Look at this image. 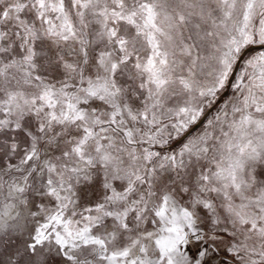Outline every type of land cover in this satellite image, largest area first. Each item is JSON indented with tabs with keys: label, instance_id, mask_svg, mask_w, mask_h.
Instances as JSON below:
<instances>
[{
	"label": "snow or ice",
	"instance_id": "obj_1",
	"mask_svg": "<svg viewBox=\"0 0 264 264\" xmlns=\"http://www.w3.org/2000/svg\"><path fill=\"white\" fill-rule=\"evenodd\" d=\"M0 264H264V0H0Z\"/></svg>",
	"mask_w": 264,
	"mask_h": 264
}]
</instances>
